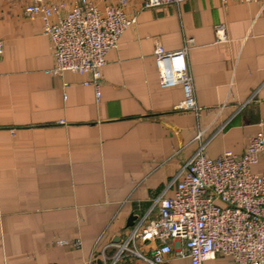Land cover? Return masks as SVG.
Returning a JSON list of instances; mask_svg holds the SVG:
<instances>
[{"label":"crops","instance_id":"1","mask_svg":"<svg viewBox=\"0 0 264 264\" xmlns=\"http://www.w3.org/2000/svg\"><path fill=\"white\" fill-rule=\"evenodd\" d=\"M28 1L0 0V264H111L115 244L173 195L201 140L215 157L264 132V4L139 9L105 54L96 97L89 73L51 72V43L41 18L24 14ZM156 45L187 48L199 112L177 108L181 84H160ZM250 170L264 173V153ZM135 245L148 257L155 242ZM142 256L114 264H147ZM164 264L191 262L170 255Z\"/></svg>","mask_w":264,"mask_h":264},{"label":"built area","instance_id":"2","mask_svg":"<svg viewBox=\"0 0 264 264\" xmlns=\"http://www.w3.org/2000/svg\"><path fill=\"white\" fill-rule=\"evenodd\" d=\"M183 1L141 0L136 10L130 11L129 0H29L23 11L28 18L42 20V33L52 48L51 72L89 73L98 97L105 54L135 23L138 10ZM221 1L264 4V0ZM2 51L0 40V55ZM153 54L160 84L179 83L184 88V100L177 108L199 112L187 48L168 50L156 45ZM205 147L206 141L201 140L180 167L173 195L158 199L157 213L142 216L124 240L115 244L111 264L129 253L142 256L137 252V240L155 242L150 256H142L147 264H164L170 255L202 264L218 254L229 256L231 264H264V173L250 170L264 153V132L256 131L241 153L226 149L211 157ZM173 241L181 246L173 247ZM95 260L91 257L90 263Z\"/></svg>","mask_w":264,"mask_h":264},{"label":"water","instance_id":"3","mask_svg":"<svg viewBox=\"0 0 264 264\" xmlns=\"http://www.w3.org/2000/svg\"><path fill=\"white\" fill-rule=\"evenodd\" d=\"M97 264H102V263L100 262V259L97 260Z\"/></svg>","mask_w":264,"mask_h":264}]
</instances>
